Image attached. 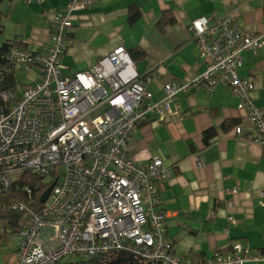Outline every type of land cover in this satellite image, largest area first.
<instances>
[{
    "label": "built area",
    "instance_id": "1",
    "mask_svg": "<svg viewBox=\"0 0 264 264\" xmlns=\"http://www.w3.org/2000/svg\"><path fill=\"white\" fill-rule=\"evenodd\" d=\"M91 3L70 0L63 9L44 12L52 36L47 49L31 53L14 45L9 51L13 63L38 67L40 80L18 98L6 95L12 104L0 111V191L26 171L50 186L57 181L40 209L14 205L30 220L18 233L21 264L118 254L139 264H190L170 249L166 215L158 210L159 187L170 180L171 169L160 158L145 165L134 161L128 145L146 121L163 123L180 92L204 85L209 93L232 89L255 123V135L248 138L264 147V108L250 97L255 82L239 76L242 54L264 47V30L248 34L230 16L192 21L189 30L206 69L191 82L166 83L165 97L155 100L146 82L158 74L140 75L124 47L89 70L65 75L62 57L70 46L72 14ZM27 194L34 204L30 188ZM261 196L264 204V191ZM248 262H264V251L237 243L202 264Z\"/></svg>",
    "mask_w": 264,
    "mask_h": 264
},
{
    "label": "crops",
    "instance_id": "2",
    "mask_svg": "<svg viewBox=\"0 0 264 264\" xmlns=\"http://www.w3.org/2000/svg\"><path fill=\"white\" fill-rule=\"evenodd\" d=\"M69 1L0 0V47L17 41L31 53L47 49L52 36L44 12ZM132 13L141 15L135 24L128 20ZM226 16L246 33H260L264 0H92L72 14L64 73L89 70L124 47L140 75L158 74L146 83L161 100L166 83L191 82L206 69L189 30L192 21ZM242 60L239 76L254 80L252 103L264 108V47L244 52ZM18 74L25 88L40 80L38 67L22 66ZM240 103L227 86L213 93L204 85L180 92L163 123L146 121L128 145L134 161L145 165L160 158L171 169L170 180L159 187L158 210L166 215L170 249L190 264L227 253L237 243L264 251V147L248 138L255 135V123ZM17 256L18 264V250Z\"/></svg>",
    "mask_w": 264,
    "mask_h": 264
},
{
    "label": "trees",
    "instance_id": "3",
    "mask_svg": "<svg viewBox=\"0 0 264 264\" xmlns=\"http://www.w3.org/2000/svg\"><path fill=\"white\" fill-rule=\"evenodd\" d=\"M140 14H134L132 13L129 15L128 20L130 24H135L140 19ZM17 41L5 44L4 46L0 47V111L6 107L12 104V102H8L6 100V95L12 94L16 98L21 96L24 90V81L22 78H19V70L22 66H26L29 68L35 67V66H27V65H21V64H15L12 61L8 59L9 57V51L11 47L14 45H17ZM19 44V43H18ZM42 50H39L38 52H41ZM35 52V53H38ZM18 81H21L23 83L22 85L19 84ZM211 132L206 133V137H210ZM207 142H209L207 140ZM59 175L57 174L55 176V179ZM50 185H47L43 180L39 178V176L32 171H26L22 174H20L14 181L13 186L7 190V191H0V218H10L15 221L18 220V213L14 208V205L18 203H22V200H25L28 202V205L32 206L34 209L38 210L41 207V196L44 194V192L48 189ZM30 188L32 191L31 196H33V199L35 201L34 204H31L29 202V195L27 194V189ZM33 203V202H32ZM25 204V203H22ZM21 213V212H19ZM17 226V225H16ZM28 226V225H27ZM26 226V227H27ZM26 227H22L19 229L23 230ZM221 253V252H220ZM218 253V254H220ZM101 259L95 258V259H85L82 258L79 262H72V263H62V264H101L103 261ZM202 262L198 260V263Z\"/></svg>",
    "mask_w": 264,
    "mask_h": 264
},
{
    "label": "rangeland",
    "instance_id": "4",
    "mask_svg": "<svg viewBox=\"0 0 264 264\" xmlns=\"http://www.w3.org/2000/svg\"><path fill=\"white\" fill-rule=\"evenodd\" d=\"M18 82L20 85L23 84L21 81ZM21 201L22 203L28 204L25 200L21 199ZM16 214H18L17 221L10 218H0V264H17V250L20 243L18 231L22 227H26L30 220L26 213L18 212ZM80 260H82V257H67L63 260V263L79 262ZM18 264H21V257Z\"/></svg>",
    "mask_w": 264,
    "mask_h": 264
},
{
    "label": "flooded vegetation",
    "instance_id": "5",
    "mask_svg": "<svg viewBox=\"0 0 264 264\" xmlns=\"http://www.w3.org/2000/svg\"><path fill=\"white\" fill-rule=\"evenodd\" d=\"M102 260L103 261L101 262V264H135L132 258L131 260L133 263H130L128 261L129 257L126 255H121V254L111 255V256L103 258Z\"/></svg>",
    "mask_w": 264,
    "mask_h": 264
},
{
    "label": "water",
    "instance_id": "6",
    "mask_svg": "<svg viewBox=\"0 0 264 264\" xmlns=\"http://www.w3.org/2000/svg\"><path fill=\"white\" fill-rule=\"evenodd\" d=\"M57 181H55L51 186L48 187V189L44 192V194L41 196V203L45 204L50 197V194L53 190V188L56 186ZM130 263H133L131 259L128 260ZM139 264V263H137Z\"/></svg>",
    "mask_w": 264,
    "mask_h": 264
},
{
    "label": "bare ground",
    "instance_id": "7",
    "mask_svg": "<svg viewBox=\"0 0 264 264\" xmlns=\"http://www.w3.org/2000/svg\"><path fill=\"white\" fill-rule=\"evenodd\" d=\"M140 264H149V263L141 262Z\"/></svg>",
    "mask_w": 264,
    "mask_h": 264
}]
</instances>
